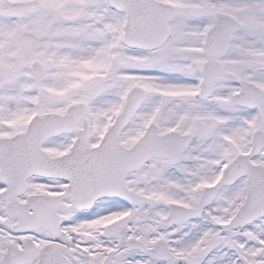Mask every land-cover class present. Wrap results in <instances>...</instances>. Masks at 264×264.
I'll return each instance as SVG.
<instances>
[{"label": "snow or ice", "instance_id": "snow-or-ice-1", "mask_svg": "<svg viewBox=\"0 0 264 264\" xmlns=\"http://www.w3.org/2000/svg\"><path fill=\"white\" fill-rule=\"evenodd\" d=\"M0 264H264V0H0Z\"/></svg>", "mask_w": 264, "mask_h": 264}]
</instances>
